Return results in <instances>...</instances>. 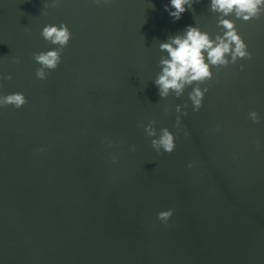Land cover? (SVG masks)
<instances>
[{
    "label": "water",
    "instance_id": "95a60500",
    "mask_svg": "<svg viewBox=\"0 0 264 264\" xmlns=\"http://www.w3.org/2000/svg\"><path fill=\"white\" fill-rule=\"evenodd\" d=\"M210 3L174 20L170 0H0V96L27 99L0 106V264H264V11L224 17L251 58L212 66L198 111L195 82L179 98L153 82L160 43L223 35ZM62 23L39 79L33 54L58 47L41 32ZM163 128L171 154L151 144Z\"/></svg>",
    "mask_w": 264,
    "mask_h": 264
},
{
    "label": "clouds",
    "instance_id": "9594fccd",
    "mask_svg": "<svg viewBox=\"0 0 264 264\" xmlns=\"http://www.w3.org/2000/svg\"><path fill=\"white\" fill-rule=\"evenodd\" d=\"M198 2L199 0H170V7L165 5V10L174 20H179L192 8L193 3ZM262 6H264V0H211L210 10L220 14L219 25L223 29V35H217L215 39H211L207 32L189 25L186 26L183 34L169 37L167 42L160 43V50L166 52L167 57L160 58L161 72L153 81L159 89V96L166 98L174 93L179 98L185 88L195 82L197 86L189 93V98L193 111H198L208 91L207 88L201 89L199 85L213 78L211 67H226L230 63L234 64L238 59L251 58V54L247 51V44L238 34L234 21L224 17L234 14L237 19L249 21L257 18L261 11H264ZM41 36L49 43L58 46L52 50L33 54L34 60L40 65L36 69V76L43 80L47 78L46 70H54L60 64L61 52L68 46L72 33L66 24H48L44 26ZM16 63H19L18 59ZM0 78L10 80L11 75ZM26 103L27 99L21 92L0 96V106L12 105L19 109ZM176 111H182L180 105L176 106ZM182 114L187 115V112ZM250 117L258 121L256 112H251ZM176 122L178 126L180 116L176 117ZM155 123L153 120L145 126L144 130L150 137L157 136L156 128L153 126ZM151 144L158 153L163 149L164 152L171 154L176 147L175 136L168 128H163L160 130L159 137L152 139ZM172 215V209L161 211L158 213V219L167 222Z\"/></svg>",
    "mask_w": 264,
    "mask_h": 264
}]
</instances>
